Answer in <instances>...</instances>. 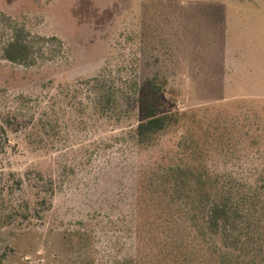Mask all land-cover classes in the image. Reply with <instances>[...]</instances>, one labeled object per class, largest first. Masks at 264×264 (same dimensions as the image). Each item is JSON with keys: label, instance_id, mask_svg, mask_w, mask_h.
Segmentation results:
<instances>
[{"label": "rangeland", "instance_id": "rangeland-1", "mask_svg": "<svg viewBox=\"0 0 264 264\" xmlns=\"http://www.w3.org/2000/svg\"><path fill=\"white\" fill-rule=\"evenodd\" d=\"M19 30L30 64L3 57ZM103 76L120 96L106 113ZM137 85L171 117L142 140ZM7 114L24 127L0 152V264H153L163 207L185 256L264 264V0H0ZM223 176L247 210L241 248L209 218Z\"/></svg>", "mask_w": 264, "mask_h": 264}, {"label": "trees", "instance_id": "trees-1", "mask_svg": "<svg viewBox=\"0 0 264 264\" xmlns=\"http://www.w3.org/2000/svg\"><path fill=\"white\" fill-rule=\"evenodd\" d=\"M4 59L15 63V64H30L34 59V52L31 44L26 40V35L23 30H19L15 37L4 47L3 50ZM97 84L101 83L98 90L100 109L103 113H106L113 108H115L117 100L119 99L118 87L114 86L115 83L107 81L104 76L96 78L94 80ZM150 86L147 87V89ZM161 88L158 86H153L150 90H145L137 88L135 90L138 98V107L142 115V120L138 124L137 132L141 140L145 137H149L153 132L157 130H162L171 118L168 115L161 114L157 107L156 96L160 93ZM24 127V121L22 118L18 117L16 114H7V117L3 118L0 124V152L5 154L7 152L9 144V134L18 133ZM2 176L6 174L4 170H1ZM7 182L10 181V177L14 176L13 172L7 174ZM3 178H5L3 176ZM14 180V178H12ZM210 179V178H209ZM15 184L22 189V180H14ZM231 183L227 178L223 176L221 181V203L215 204L210 209V221L211 223L219 229L221 232V238L227 244L245 245L243 240L244 236L246 239L251 240L252 234L250 230V224L247 222V210L244 207V202H238L232 200L233 191L238 192L237 187L230 186ZM7 184L3 192L1 193L2 200L5 196H11L9 187H11V192L13 193L14 183L12 185ZM223 184L228 186L229 193L224 194ZM37 195L41 196V192ZM249 196V194H242V197ZM6 218H9L8 223H13L17 219L16 209L11 206ZM162 209V208H161ZM168 209L163 207L162 214L160 215L162 228L160 230L159 238H153L155 243V253L160 256L156 258L153 264H214L210 260L208 263L198 261L195 257H187L183 254L184 251H188L185 242L187 241V235L182 232L181 227L183 224L176 222V219L166 215ZM226 244V245H227ZM240 244V245H239ZM228 246V245H227ZM178 253L182 256L179 258Z\"/></svg>", "mask_w": 264, "mask_h": 264}]
</instances>
